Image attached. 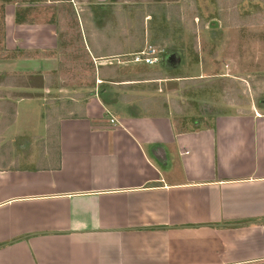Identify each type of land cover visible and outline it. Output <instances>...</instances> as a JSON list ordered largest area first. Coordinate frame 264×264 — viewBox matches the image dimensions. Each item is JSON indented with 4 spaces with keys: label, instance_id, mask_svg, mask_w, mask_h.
I'll return each mask as SVG.
<instances>
[{
    "label": "crops",
    "instance_id": "1",
    "mask_svg": "<svg viewBox=\"0 0 264 264\" xmlns=\"http://www.w3.org/2000/svg\"><path fill=\"white\" fill-rule=\"evenodd\" d=\"M36 4L0 0V86L16 92L0 95V264H264V105L186 125L163 97L142 114L129 97L42 93L25 75L57 32ZM21 113L27 140L10 131Z\"/></svg>",
    "mask_w": 264,
    "mask_h": 264
},
{
    "label": "rangeland",
    "instance_id": "2",
    "mask_svg": "<svg viewBox=\"0 0 264 264\" xmlns=\"http://www.w3.org/2000/svg\"><path fill=\"white\" fill-rule=\"evenodd\" d=\"M36 2V21L52 24L57 32L40 70L25 75L28 83L42 86L38 89L42 93L65 97L93 91L105 102L129 97L142 114L157 112L146 99L163 97L171 103L173 116L185 119L186 125H201L219 112H244L264 105V0ZM2 19L0 5V47ZM148 44L164 51L162 61L155 65L129 61L131 54ZM94 52L120 53L94 59ZM100 65L106 67L105 77ZM2 73L5 82L17 81L14 73ZM157 73L166 77L161 84L147 79ZM137 78L142 80L117 81ZM46 82L53 87H45ZM12 91L10 86H0V95L16 93ZM64 100L45 102L60 112ZM17 123L10 131L25 136L24 140L36 133V122L24 113Z\"/></svg>",
    "mask_w": 264,
    "mask_h": 264
},
{
    "label": "built area",
    "instance_id": "3",
    "mask_svg": "<svg viewBox=\"0 0 264 264\" xmlns=\"http://www.w3.org/2000/svg\"><path fill=\"white\" fill-rule=\"evenodd\" d=\"M164 53L162 49H157L154 46L148 44L142 50L134 52L131 54L130 62L139 63L143 65H155L160 59L161 55ZM113 118L110 119V122H113Z\"/></svg>",
    "mask_w": 264,
    "mask_h": 264
},
{
    "label": "trees",
    "instance_id": "4",
    "mask_svg": "<svg viewBox=\"0 0 264 264\" xmlns=\"http://www.w3.org/2000/svg\"><path fill=\"white\" fill-rule=\"evenodd\" d=\"M139 51V50H138ZM164 55V53L161 55V59H160V61H162V56ZM159 61V62H160ZM108 68V67H107ZM99 69H100V71H101V76H104L105 77V74H104V71L106 70V67H103V66H101V67H99ZM110 69H112V68H110ZM106 72H108V71H106ZM110 73V75L111 76H114L115 75V73L114 72H109ZM112 81V80H111ZM117 81H124L123 79L122 80H117Z\"/></svg>",
    "mask_w": 264,
    "mask_h": 264
}]
</instances>
